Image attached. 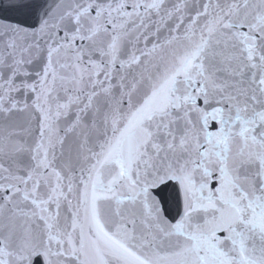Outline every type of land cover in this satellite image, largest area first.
I'll use <instances>...</instances> for the list:
<instances>
[{"label":"snow or ice","instance_id":"6c2138e0","mask_svg":"<svg viewBox=\"0 0 264 264\" xmlns=\"http://www.w3.org/2000/svg\"><path fill=\"white\" fill-rule=\"evenodd\" d=\"M0 264H264V0H0Z\"/></svg>","mask_w":264,"mask_h":264}]
</instances>
